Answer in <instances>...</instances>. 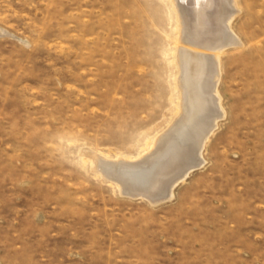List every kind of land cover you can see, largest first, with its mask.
Listing matches in <instances>:
<instances>
[{
    "label": "rangeland",
    "instance_id": "374dc122",
    "mask_svg": "<svg viewBox=\"0 0 264 264\" xmlns=\"http://www.w3.org/2000/svg\"><path fill=\"white\" fill-rule=\"evenodd\" d=\"M180 4L177 30L171 0H0V264H264V0H235L225 30L217 0ZM216 36L233 43L218 58L183 42ZM202 55L221 104L202 165L170 199L118 191L87 158L119 171L184 131L169 172L197 161L215 109L208 68L189 72Z\"/></svg>",
    "mask_w": 264,
    "mask_h": 264
},
{
    "label": "bare ground",
    "instance_id": "6f19581e",
    "mask_svg": "<svg viewBox=\"0 0 264 264\" xmlns=\"http://www.w3.org/2000/svg\"><path fill=\"white\" fill-rule=\"evenodd\" d=\"M201 1V0H200ZM213 1H216V0H213ZM218 5H221L220 7L222 9L218 10L217 9V15L216 17H214L216 19V21H214V23L216 22V25H217V28H222L223 30H225L224 28H228L231 21L233 20L234 18V15H235V12L233 11V6H234V2L235 0H217ZM182 2V0H181ZM180 2V3H181ZM171 3H172V12L175 14V17L177 20L178 19V16H177V11H176V8L174 7V5L176 4H180L179 2L178 3H175L174 4V0H171ZM213 3V2H212ZM215 4V3H214ZM181 5V4H180ZM184 5V4H183ZM188 5V4H187ZM216 5V4H215ZM181 7V6H179ZM188 7V6H187ZM216 7V6H215ZM178 8V7H177ZM185 8V7H184ZM191 8V7H190ZM214 8V6H213ZM186 9V8H185ZM212 9V8H210ZM181 10L183 11L184 9H182L181 7ZM188 10V9H187ZM209 10V9H208ZM190 11V10H189ZM171 12V14H173ZM193 12V11H192ZM187 13V12H186ZM207 13V12H206ZM211 13V12H210ZM208 14V13H207ZM182 15V14H181ZM184 15V14H183ZM208 16V15H207ZM182 17V16H181ZM187 17V16H186ZM210 17V16H209ZM183 18V17H182ZM212 18H213V15H212ZM188 19V18H187ZM185 20V19H184ZM195 20V19H194ZM214 20V19H213ZM186 21V20H185ZM204 21V20H203ZM189 22V20H188ZM187 23V21H186ZM184 24V23H183ZM212 24V23H211ZM186 25V24H185ZM191 25V24H190ZM188 27V26H187ZM191 27V26H190ZM193 27V26H192ZM176 28L177 30H180V23L179 21L177 20V25H176ZM195 28V27H194ZM192 28V29H194ZM216 28V27H215ZM186 29V28H185ZM215 29H213L214 31ZM227 30V29H226ZM231 30V29H230ZM188 31V29H187ZM186 31V32H187ZM221 31V30H220ZM220 31H218L220 33ZM180 32V31H179ZM194 32V31H193ZM215 32V31H214ZM217 32V31H216ZM215 32V33H216ZM222 32V31H221ZM228 32V31H227ZM225 31V33H227ZM178 33V32H177ZM200 33V32H199ZM225 33H221L226 35ZM205 34V33H204ZM195 35V34H194ZM202 35V34H201ZM215 35V34H214ZM223 35V36H224ZM206 36V35H205ZM208 36V35H207ZM218 36V35H217ZM216 36V40L215 41H211L210 44H206V47H202V45H198L196 44L195 41H191L187 38H183V42L184 44H186L185 46H189L190 48L192 47H196V48H202V49H207L209 50L210 52L216 54V58L220 57V55L223 53L224 49L228 46H231L233 45V43H231L232 41L227 42L226 41H221V39L217 38ZM232 36V35H231ZM204 37V36H203ZM212 37V36H211ZM215 38V36H213ZM219 37V36H218ZM226 37V36H225ZM233 37V36H232ZM200 38V37H199ZM208 38V37H207ZM181 38H177V44H180V40ZM192 39V37H191ZM203 39V38H202ZM211 39V38H210ZM223 39V38H222ZM207 40V39H206ZM209 40V39H208ZM182 41V40H181ZM200 41V40H199ZM202 42V41H201ZM205 42V40H204ZM236 42V41H234ZM235 44V43H234ZM183 45V44H182ZM205 45V44H204ZM181 46V45H180ZM184 46V45H183ZM187 48V47H186ZM181 49V48H180ZM186 49L182 48L181 49V56H180V60H181V64L182 66L185 68L188 66V60L186 59L185 55H186ZM193 50V49H192ZM195 50V49H194ZM198 51V50H197ZM203 51V50H202ZM207 51V52H209ZM200 52V50H199ZM188 53V52H187ZM191 53V52H190ZM210 53V54H212ZM193 54V53H192ZM196 54V53H195ZM213 54V55H214ZM194 55V54H193ZM197 56V55H195ZM179 57V56H178ZM191 57V56H190ZM189 57V58H190ZM193 62H190L191 64V67H190V71L189 72H194V73H198L199 71H202V69L204 68H208V71L207 69L205 70L206 72H208V79H209V83H206L208 85V90L207 91L209 92L208 94V97L209 98V104L210 105H213V111L214 113L212 115H210V117H212V122L210 123V125L207 127L208 129L204 130L198 137L199 141H197V145H195V153H196V157H197V161H195L193 163V161L191 163L193 164H189V165H183L181 168H179L177 171L174 170L172 172H169L170 169H168L169 165L172 161L175 160V157L176 155L178 154V152L175 150L177 147H172L173 143L177 140L176 138L179 136L180 133H183L182 135L184 136V140H186L187 136L185 135L186 132H179L177 134V136H169L168 140L165 139V141H162L160 143V149L161 150H158V152H156V154H154L152 157L148 158L146 161L144 162H135V163H129L128 161H124L122 160L120 163H121V169H119V171H116L114 168H112V163L108 162L107 160L105 159H102V158H99V157H94V156H90L89 158V161L91 162V165H92V168L100 175H102L103 177H105L106 179H109V180H112V181H115L118 185V191L124 193V194H128V193H137V194H140V195H145V194H149V198H151L153 200V202H157V201H162V200H166V199H170L171 196H172V191L174 190V188L181 182H183L184 180H186L185 177H187L193 169H195L196 167H199L200 165H202V160H201V156H200V150L202 148V146H205L204 143L206 142L207 140V136H209L210 133H212L213 131V128L215 126V123L218 121V118L220 117L219 115V111H217V109H220V105L219 104V98H216L218 95V92H217V89H216V83H217V74L218 72L216 71L217 68H216V63L214 60V57L212 55H202L199 56V57H196L192 60ZM176 63V61H175ZM177 64V63H176ZM180 64V63H179ZM189 64V65H190ZM219 64V63H218ZM189 67V66H188ZM185 71V70H184ZM184 73V72H182ZM190 75V73H189ZM193 76V73L191 74ZM184 76V75H183ZM204 76V75H203ZM188 77V76H187ZM194 78V77H193ZM192 78V79H193ZM201 79V78H200ZM183 80V79H182ZM188 79H186L187 81ZM220 80V78H219ZM199 81V79L197 80ZM204 81V80H203ZM203 81H199L200 83H202ZM179 82V81H178ZM181 82V81H180ZM195 82V81H193ZM183 83V82H181ZM187 83V82H186ZM186 83L183 84L186 85ZM191 83V82H189ZM199 84V83H198ZM179 85V83H178ZM203 85V84H202ZM181 86V85H180ZM194 86V85H192ZM199 86V85H197ZM185 87V86H184ZM183 87V88H184ZM203 87V86H202ZM218 87V85H217ZM188 88V87H187ZM195 88V86H194ZM199 89V88H198ZM187 90V89H186ZM201 90V89H200ZM203 90H205L203 88ZM188 91V90H187ZM206 91V90H205ZM206 91V92H207ZM183 92H184V89H183ZM199 92H203L202 90L199 91ZM186 93V92H185ZM190 93V92H189ZM203 95V94H202ZM204 96V95H203ZM206 96V95H205ZM198 97V96H197ZM205 97H203L204 99ZM183 99V98H182ZM185 99H188L186 102H184L183 105L179 106V110H184V115L186 117V120H187V123L188 125L191 126V124L194 122L195 120V114H193L191 112V110H195V111H199L201 108H203V104L201 102H196L193 103L190 99V97L188 98H185ZM202 99V98H201ZM202 99V100H203ZM206 99V98H205ZM201 100V101H202ZM207 101V99H206ZM206 102V103H208ZM208 104V105H209ZM207 105V104H206ZM207 105V106H208ZM209 105V106H210ZM215 105V107H214ZM203 106V107H202ZM206 108V107H205ZM208 109V108H207ZM206 109V110H207ZM212 110V109H211ZM209 111H210V108H209ZM207 112V111H206ZM211 112V111H210ZM208 116V115H207ZM205 117V116H204ZM203 117V118H204ZM208 118V117H206ZM184 119V118H183ZM204 121V119H202ZM217 126V124H216ZM215 130V129H214ZM166 137V136H165ZM182 140V138H180ZM209 139V138H208ZM188 141V140H187ZM176 143V142H175ZM178 145V144H177ZM176 145V146H177ZM192 146V145H190ZM170 148H173L172 150ZM171 151H170V150ZM181 149V148H180ZM179 149V150H180ZM203 149V148H202ZM169 151V152H168ZM202 152V151H201ZM155 153V152H154ZM190 153V152H189ZM192 155V154H191ZM194 155V154H193ZM195 157V156H194ZM191 158V157H190ZM193 158H191L192 160ZM160 160V161H159ZM190 160V161H191ZM156 161H159L158 163H156ZM162 161V162H161ZM185 164V163H184ZM150 165H153L154 167L149 171V172H146L142 175H134L133 178H130L129 175L127 174V172H129L127 169H145L146 166H150ZM123 167H127V168H123ZM123 168V169H122ZM200 168V167H199ZM148 170V169H147ZM145 170V171H147ZM127 171V172H126ZM132 171V170H131ZM144 171V170H143ZM137 172V171H136ZM166 172V174H165ZM168 172V173H167ZM162 173V177L160 178H155L157 175H160ZM130 174V173H129ZM131 175V174H130ZM133 175V174H132ZM155 185L156 187H160L162 189V191H160L161 193L159 194H155L154 193H149L148 191V188H152L151 186ZM159 188V189H160ZM136 194V195H137ZM144 197V196H143Z\"/></svg>",
    "mask_w": 264,
    "mask_h": 264
}]
</instances>
